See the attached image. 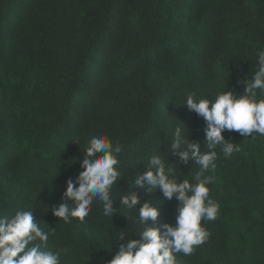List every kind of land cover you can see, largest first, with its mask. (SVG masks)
Instances as JSON below:
<instances>
[{
    "label": "trees",
    "instance_id": "1",
    "mask_svg": "<svg viewBox=\"0 0 264 264\" xmlns=\"http://www.w3.org/2000/svg\"><path fill=\"white\" fill-rule=\"evenodd\" d=\"M260 49L264 0H0V216L32 211L50 233L47 249L66 250L61 264H107L120 232L138 235V210L109 218L94 202L69 223L52 212L83 170L89 139L104 134L124 145L114 206L134 190L160 208L158 224L174 222L177 200L130 181L153 155L175 161L177 126L208 151L187 95L243 94L238 81L251 77ZM224 135L239 150L226 157L218 146L204 173L218 215L202 221L208 238L191 256L176 254L178 264H264V137ZM192 163L176 166L178 180H192Z\"/></svg>",
    "mask_w": 264,
    "mask_h": 264
},
{
    "label": "clouds",
    "instance_id": "2",
    "mask_svg": "<svg viewBox=\"0 0 264 264\" xmlns=\"http://www.w3.org/2000/svg\"><path fill=\"white\" fill-rule=\"evenodd\" d=\"M256 64L250 78L248 75L238 81L245 85L243 94L223 91L213 100L187 95L183 104L205 122L203 143L208 151L202 152L201 143L190 140L177 126L171 143L175 161H170L169 156L153 155L145 170L130 181L132 188L149 192L159 189L164 201L177 200L174 222L158 224L160 208L150 200L141 203V196L134 190L119 195L121 207L114 206L116 196L112 188L123 178L119 165L124 145L104 134L89 139L80 161L83 170L74 180H67L62 202L52 207L53 215L65 223L72 217L83 221L94 202L102 204L103 215L109 218L121 209L138 210L134 221L138 235L132 238L128 232H120L114 238L121 241L119 250L107 264H178L176 254L191 256L208 238L202 221H214L219 211V204L210 197L213 177L204 173L215 169L218 146L226 157L239 150L225 138L224 132L264 137V49L258 50ZM190 161L200 170L191 181L178 180L176 166L188 165ZM49 235L42 230L32 211H18L11 218L0 216V264H61L66 250H48Z\"/></svg>",
    "mask_w": 264,
    "mask_h": 264
}]
</instances>
